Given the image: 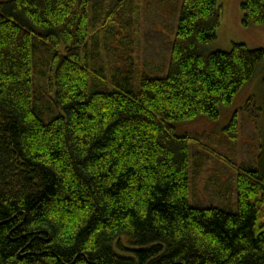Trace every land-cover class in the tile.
<instances>
[{"label":"trees","instance_id":"16d2710c","mask_svg":"<svg viewBox=\"0 0 264 264\" xmlns=\"http://www.w3.org/2000/svg\"><path fill=\"white\" fill-rule=\"evenodd\" d=\"M130 1L0 0V264H264V147L238 163L237 113L174 126L219 119L264 49L213 50L219 0H179L151 77ZM241 8L264 25V0Z\"/></svg>","mask_w":264,"mask_h":264},{"label":"rangeland","instance_id":"374dc122","mask_svg":"<svg viewBox=\"0 0 264 264\" xmlns=\"http://www.w3.org/2000/svg\"><path fill=\"white\" fill-rule=\"evenodd\" d=\"M245 1L219 0V4L222 5V22L217 39L211 44L213 50L229 51L237 42L246 44L250 49H264V25L246 27L242 24L241 5ZM180 5L179 0H131L129 2V10L136 16L135 24L139 25L145 15L143 25H146L142 31L140 24L137 36L140 34L143 36V33L150 30L149 41L147 40L145 44L142 42L136 47L132 46L133 60L142 73L149 74L151 77H163L168 73L165 67L171 58L169 42L174 37V34L171 36L170 29L175 27L179 20ZM127 22L131 23L132 20L128 19ZM159 31L164 34L162 38L158 34ZM158 69L161 71L157 72ZM263 79L264 61L259 65L254 78L236 95L231 105L221 108L219 119L213 120L200 116L192 121L176 122L174 123L176 133L178 135L188 133L219 135L237 113L239 138L236 159L240 165L257 166V158L264 147Z\"/></svg>","mask_w":264,"mask_h":264}]
</instances>
